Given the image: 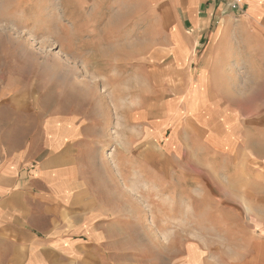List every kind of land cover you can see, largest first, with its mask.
<instances>
[{"label": "rangeland", "instance_id": "1", "mask_svg": "<svg viewBox=\"0 0 264 264\" xmlns=\"http://www.w3.org/2000/svg\"><path fill=\"white\" fill-rule=\"evenodd\" d=\"M146 11L138 0H0V125L20 116L87 136L92 184L124 197L122 242L98 264H243V196L203 151L180 70L150 59L160 36ZM236 86L259 100V83Z\"/></svg>", "mask_w": 264, "mask_h": 264}, {"label": "crops", "instance_id": "2", "mask_svg": "<svg viewBox=\"0 0 264 264\" xmlns=\"http://www.w3.org/2000/svg\"><path fill=\"white\" fill-rule=\"evenodd\" d=\"M138 1L160 36L150 59L180 70L189 101L196 100L191 115L204 133L203 151L221 160L217 175L229 194L243 196L251 230L243 264H264V0ZM236 83H259V100ZM6 122L0 125V264H98L123 239L122 190L92 184L99 177L85 155L89 141L74 125L25 126L20 116Z\"/></svg>", "mask_w": 264, "mask_h": 264}, {"label": "bare ground", "instance_id": "3", "mask_svg": "<svg viewBox=\"0 0 264 264\" xmlns=\"http://www.w3.org/2000/svg\"><path fill=\"white\" fill-rule=\"evenodd\" d=\"M192 92V91H191Z\"/></svg>", "mask_w": 264, "mask_h": 264}]
</instances>
